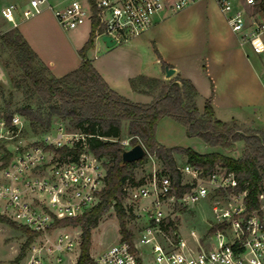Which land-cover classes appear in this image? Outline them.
Masks as SVG:
<instances>
[{
	"label": "built area",
	"instance_id": "2783aa9c",
	"mask_svg": "<svg viewBox=\"0 0 264 264\" xmlns=\"http://www.w3.org/2000/svg\"><path fill=\"white\" fill-rule=\"evenodd\" d=\"M193 1L196 0H70L53 8V12L65 29L85 21L91 25L95 20L94 38L109 35L119 43L146 31L158 11H177ZM215 2L238 41L247 43L256 53H264V0ZM44 3L50 7L46 0H27L23 5L7 1L0 6V15L16 27L17 16L21 19L34 16L43 9ZM13 120L16 123L18 117ZM84 139V135L73 139L58 131L53 137V149L64 145L73 149L76 145L72 142L76 140L80 141L78 152L46 158L43 147L32 146L7 168L9 182L0 187V196H9L8 203L15 210L12 220L34 232L44 231L55 218L82 215L98 202L105 187L106 168L102 159L88 149ZM177 167L181 174L191 178L180 180L181 184L190 186L180 195L172 191L171 177L164 170H154L137 185L125 187L130 199L128 206L138 214L143 213L147 221L136 241L118 239L94 257L95 263L264 264V176L257 183L251 203L248 187H241L235 172L226 166L215 165L209 172L189 162ZM38 168L45 172L32 174L31 170ZM17 180L25 189L15 185ZM26 191L33 192L35 199H27ZM212 195L214 230L207 246L198 237L196 243H189L183 237L172 239L164 235V241L159 238V234H164L161 226L168 222L171 205H189ZM76 243L68 234H63L54 249L72 250ZM32 264L42 263L35 258Z\"/></svg>",
	"mask_w": 264,
	"mask_h": 264
},
{
	"label": "rangeland",
	"instance_id": "374dc122",
	"mask_svg": "<svg viewBox=\"0 0 264 264\" xmlns=\"http://www.w3.org/2000/svg\"><path fill=\"white\" fill-rule=\"evenodd\" d=\"M162 16V18H158ZM160 23V30L156 32L155 39L160 42L161 38H167L168 41L172 40L183 45H190L196 41L195 37L199 36L200 32H204V35L210 36L212 33L211 27L221 33L224 38L227 37L226 31L229 29L223 16L219 13L217 7L211 2L207 3L205 0L199 2H193L177 11H168L162 9L154 15V21L152 25L138 37L131 38L129 42H126L127 46L132 48V52L136 57L140 58L144 62L147 72L153 73V59L158 51L156 49V43L154 37L149 35L148 31L155 22ZM212 21V23H210ZM9 23L0 15V32L6 31L5 28ZM84 24H87L86 22ZM13 28V27H12ZM228 38V37H227ZM229 39V38H228ZM229 41V40H228ZM119 43H115V46H119ZM100 44L106 48L105 43L100 37H97L93 41V46ZM123 45V44H122ZM245 62L247 63V69L244 70V74L240 75V79L246 85L248 84V98L244 100V105L235 106L236 110H243L248 116L246 118L252 119L253 126L246 124H237V130L240 133H252L254 131L264 133V53H256L250 47H246ZM245 66V65H244ZM48 74H51L48 72ZM234 74V81L237 75ZM171 74L168 77H173ZM231 76V73H230ZM138 87H147L154 89L156 93L161 87V83L158 81H139ZM140 98L145 99L144 95ZM204 101L199 100L198 109L202 110ZM54 100H45L40 97L30 85L28 79L24 76L22 68L19 66L15 53L10 47L5 45L0 39V187H4L9 182V176L6 174V170L12 167L13 164L24 154V152L32 146L43 147L46 158H50L53 155L65 156L64 153L56 152L49 145H53V137L56 136L58 131L65 132L75 139L79 135H84L81 130L74 126L69 118L62 117L58 114H52L50 119V125L44 129L39 123L36 127L31 125L30 120L24 115L20 114L17 109L19 107L29 105L32 108L40 107L43 111H49L51 106L56 104ZM10 124H7L6 119L9 114ZM13 117H18L16 123H14ZM231 119V117H226ZM239 118V117H238ZM232 123V121H229ZM121 132L119 139L124 144L125 148L132 146L130 141V135L128 133V121L123 120L121 125ZM155 137L162 144L165 145H179L189 146L197 151L204 152L212 150L206 148L205 143L199 136H189L185 132V126L170 116H162L159 118L156 124ZM75 142H72L76 145ZM242 140H237L231 147L216 146L215 150L223 151L228 155H239V150L235 146L241 147ZM237 146V147H238ZM147 150V148H146ZM9 153L8 162L6 165L1 166L5 160V156ZM177 166H181L184 161H187L185 155L175 152L174 154ZM105 160L110 159V156H104ZM163 163L161 160L150 153L147 150V158L144 162L134 167L132 172L133 180L130 183H125L124 188L127 186H134L140 183L144 178L149 176L152 171H163ZM32 174H43L45 169L38 168L31 170ZM181 174V173H180ZM24 177V175H23ZM190 175L181 174V181H189ZM16 186L20 189L24 188L19 180L16 181ZM25 189V188H24ZM25 194L28 198H34V193L26 191ZM8 195L0 196V213L7 216L10 220L14 215L15 210L12 209L8 203ZM214 197H206L198 200L189 205H182L176 203L171 205L169 209L168 222L161 226L162 233L159 234V238H165L167 235L169 238L176 239L178 237L185 238L189 243H196V237H198L200 243L203 246H207L210 240L212 232L209 228L214 227V214L212 206L214 204ZM146 200L144 199V202ZM122 206L126 212V227L130 230L132 236L131 241H136L139 233L146 223V216L143 213L138 214L137 210L129 207L130 199L128 193L125 191L122 196ZM14 221V220H12ZM16 223L15 229L11 230L9 224L0 220V264H17L15 261H11L8 257L9 252L4 251L3 236L9 235V237L19 238L18 252L21 250L22 245L29 239V242L24 247L23 256L19 259L20 264H32L33 259L37 258L42 264H75L80 252V240H81V227L73 224H61L57 225L55 222L47 227L44 231L35 230L31 233L24 229L22 224ZM21 223V222H20ZM27 227V226H26ZM8 229H10L7 234ZM193 233V234H192ZM68 234L71 240L78 241L68 255L65 250L54 249V245L58 242L60 235ZM121 238L119 233L118 219L113 206H110L99 218L97 224L91 228L90 231V255L94 257L102 251L104 248L114 243ZM144 248H148L146 245H142ZM23 258V262L21 259ZM58 258V259H57ZM94 264L95 261H94Z\"/></svg>",
	"mask_w": 264,
	"mask_h": 264
},
{
	"label": "trees",
	"instance_id": "16d2710c",
	"mask_svg": "<svg viewBox=\"0 0 264 264\" xmlns=\"http://www.w3.org/2000/svg\"><path fill=\"white\" fill-rule=\"evenodd\" d=\"M262 6L264 7V3ZM94 24L95 20L91 23L87 40L78 50L81 57L79 65L60 76L48 74V66L38 58L16 27L0 32V39L15 53L18 64L34 91L45 100L57 102L49 111L29 105L19 107L17 111L27 117L33 127L39 123L44 129L49 127L52 114L69 118L84 133L88 149L102 159L106 168L105 187L98 202L82 215L55 218L54 221L57 225L73 224L81 227L80 252L75 264H94L89 252L90 231L110 206L116 212L121 238L130 240L132 236L126 227V212L121 200L126 191L124 184H131L134 167L146 160L147 153L133 161L122 160L121 153L125 146L119 135L123 120L128 121L129 142L132 145L141 142L150 153L161 160L163 170L171 177L172 191L176 195H180L190 186L180 183L181 174L174 152L185 155L190 164L202 168L204 172L211 171L215 165L232 169L241 187H248L251 203L254 202L257 183L264 176V133H240L234 121L229 123L215 118L208 99L200 113L196 105L197 90L188 78L179 74L169 80L144 75L130 78L129 83L133 89L138 87L139 81L161 83L159 91L149 102L133 101L112 89L86 56L87 49L93 43ZM161 62L163 66H170L163 60ZM165 115L181 122L187 135L199 136L209 145L231 147L235 141L242 140L244 145L241 156L234 158L219 151L199 152L189 146H167L159 143L155 137L156 124ZM6 117L7 124H10L11 113ZM49 146L53 148V145ZM79 148L80 141H77L73 149L64 145L55 148V151L64 154L71 151L76 153ZM104 156H110V159L105 160ZM8 158L9 153L1 166L6 165ZM0 220L16 227V223L4 214L0 213ZM23 227L31 233L28 227ZM213 230V227L209 228L210 232ZM29 240L30 238L26 239L15 260L23 255Z\"/></svg>",
	"mask_w": 264,
	"mask_h": 264
},
{
	"label": "crops",
	"instance_id": "0c3cea01",
	"mask_svg": "<svg viewBox=\"0 0 264 264\" xmlns=\"http://www.w3.org/2000/svg\"><path fill=\"white\" fill-rule=\"evenodd\" d=\"M7 1H14L18 5H23L27 0H0V6ZM199 1L202 0L193 2ZM208 1H211L217 7L219 13L225 19L215 0H205L206 3ZM46 2L50 4V7L44 3L43 9L34 16L27 19H21L17 16L18 24L16 28L36 52L38 58L48 66L50 73L60 76L79 65L81 57L78 50L87 40L91 25L90 22L85 21L87 24L83 22L70 29L63 28L57 21L53 8L63 6L70 0H46ZM158 18L160 19L162 16ZM7 22L9 24L3 29L13 27L9 21ZM160 26V23L156 21L148 30L150 31L148 34L154 37L153 40L155 42L157 40L154 35L160 30ZM211 30L210 36L204 35L203 31L202 33L200 32L199 36L195 37L196 41L190 45H183L172 40L168 41L167 38H161L160 42L157 41L156 43V49L159 53L154 56L152 62L153 73L147 72L144 62L136 57L131 47L124 44L139 35L121 42L119 46L112 45L105 48L100 44L93 46L92 43L86 51V56L112 89L133 101L149 102L155 96L156 91L147 87L133 89L129 83L130 78L144 75L161 80H169L179 74L181 77L188 78L195 86L197 90V108L199 100H203V103H205V100L208 99L213 108L215 118L253 126V120L246 118L248 116L242 109L236 111L234 109L235 106L242 107L245 103L244 100L249 96L248 84L245 85L243 83L240 75L244 74V70L248 72L245 54L246 47L250 46L247 43H240L230 27L226 31L229 39L227 37L224 38L216 28L211 27ZM95 39L93 38V41ZM161 60L170 66H163ZM167 67H173V77L166 75L165 69ZM233 73L237 75V81H234ZM141 95L146 98H140ZM203 109L198 110L202 113ZM226 117H231V119ZM157 141L161 143L158 139ZM204 143L206 148L212 149L208 151H219L228 155L219 149L215 150L216 145H209L205 141ZM243 145L242 142L241 147L235 146L239 150V155L228 156L240 157ZM185 162L188 161L183 163ZM8 228L11 230L15 229L10 224ZM10 229H8L7 234ZM2 239L4 251L9 252L8 257L10 260L20 264L18 261L23 255L18 260H15L19 253V238L17 236L12 238L8 235V237L3 236ZM71 251H68L67 254L69 255ZM21 262H23V258Z\"/></svg>",
	"mask_w": 264,
	"mask_h": 264
},
{
	"label": "water",
	"instance_id": "95a60500",
	"mask_svg": "<svg viewBox=\"0 0 264 264\" xmlns=\"http://www.w3.org/2000/svg\"><path fill=\"white\" fill-rule=\"evenodd\" d=\"M101 39L105 43L106 46H112L115 44V40L112 39L109 35H103ZM165 72L167 76H170L171 74L174 73V69L173 67H167L165 69ZM145 153H147L145 146L141 142H138V143L133 144L129 148H125L122 151L121 156H122V160L126 162V161H133V160L139 159Z\"/></svg>",
	"mask_w": 264,
	"mask_h": 264
}]
</instances>
